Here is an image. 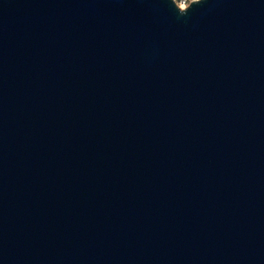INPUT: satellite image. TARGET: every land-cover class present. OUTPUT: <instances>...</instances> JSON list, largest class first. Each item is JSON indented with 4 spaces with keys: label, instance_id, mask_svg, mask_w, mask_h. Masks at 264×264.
<instances>
[{
    "label": "water",
    "instance_id": "obj_1",
    "mask_svg": "<svg viewBox=\"0 0 264 264\" xmlns=\"http://www.w3.org/2000/svg\"><path fill=\"white\" fill-rule=\"evenodd\" d=\"M0 264H264V0H0Z\"/></svg>",
    "mask_w": 264,
    "mask_h": 264
},
{
    "label": "built area",
    "instance_id": "obj_2",
    "mask_svg": "<svg viewBox=\"0 0 264 264\" xmlns=\"http://www.w3.org/2000/svg\"><path fill=\"white\" fill-rule=\"evenodd\" d=\"M192 0H174V2L180 7L184 8L187 6Z\"/></svg>",
    "mask_w": 264,
    "mask_h": 264
}]
</instances>
